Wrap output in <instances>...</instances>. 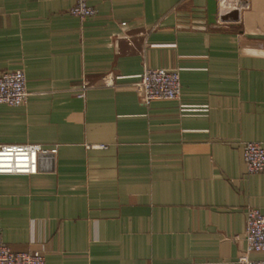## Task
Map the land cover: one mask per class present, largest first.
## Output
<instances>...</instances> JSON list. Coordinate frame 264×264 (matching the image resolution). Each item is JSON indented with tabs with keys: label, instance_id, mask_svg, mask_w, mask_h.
<instances>
[{
	"label": "crops",
	"instance_id": "obj_1",
	"mask_svg": "<svg viewBox=\"0 0 264 264\" xmlns=\"http://www.w3.org/2000/svg\"><path fill=\"white\" fill-rule=\"evenodd\" d=\"M75 1L0 0V72L28 91L0 104V144L56 148L0 175V239L45 264H237L264 214L241 152L264 150V0L214 21L206 0H85L83 20ZM146 68L178 71L180 97L144 105Z\"/></svg>",
	"mask_w": 264,
	"mask_h": 264
},
{
	"label": "built area",
	"instance_id": "obj_2",
	"mask_svg": "<svg viewBox=\"0 0 264 264\" xmlns=\"http://www.w3.org/2000/svg\"><path fill=\"white\" fill-rule=\"evenodd\" d=\"M218 15H226L232 10L249 8V0H215ZM69 14L80 20L95 16L96 10L85 0H76ZM121 25L124 26L122 23ZM103 86L112 87L110 76L103 77ZM85 88L79 89L83 96ZM134 90L144 105L155 100H177L181 94L180 75L176 70L146 68ZM28 91L22 70L0 72V104L11 107L26 103ZM242 159L248 173H264V150L257 142H244ZM56 148L46 149L39 144H0V175H35L39 171L41 156L55 154ZM245 250L237 258V264H264V214L257 209L245 212ZM261 254L252 259L249 254ZM0 264H45L39 251L13 252L0 239Z\"/></svg>",
	"mask_w": 264,
	"mask_h": 264
},
{
	"label": "water",
	"instance_id": "obj_3",
	"mask_svg": "<svg viewBox=\"0 0 264 264\" xmlns=\"http://www.w3.org/2000/svg\"><path fill=\"white\" fill-rule=\"evenodd\" d=\"M206 10H207L208 19L214 21L217 12L216 1L206 0ZM226 18H227L226 16H222L221 19H226Z\"/></svg>",
	"mask_w": 264,
	"mask_h": 264
}]
</instances>
